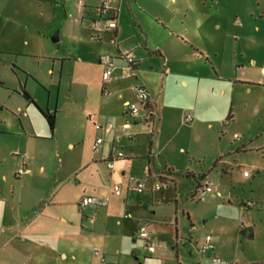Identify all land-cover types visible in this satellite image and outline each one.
<instances>
[{"label": "crops", "instance_id": "obj_1", "mask_svg": "<svg viewBox=\"0 0 264 264\" xmlns=\"http://www.w3.org/2000/svg\"><path fill=\"white\" fill-rule=\"evenodd\" d=\"M62 1L65 2L67 26L59 29L54 40L62 46L75 45V48L65 54L53 51L52 67L46 71L25 69L28 72L26 81L24 84L20 81L19 86L25 88L36 105L18 93L21 88L8 89L0 81V264H101V256L105 257L106 264H208L191 262L186 254H181L183 239L179 238L176 215L166 220L158 216L157 211L147 212L145 208L155 200L158 203L159 196H164L176 185L175 175L163 174L164 170L174 169L168 166L169 159L163 158L157 137L164 131H172L175 118L180 116L182 121L183 118L182 114L174 116L165 112V109H172V105L163 102L164 91L172 86L187 91L192 97L182 109L183 116L184 120L187 114L193 119L191 123L184 121L185 124L196 128L207 122V127L214 129L216 120H206L199 108L200 103L204 105L210 101L202 90L208 87L205 83H213L215 79L226 81V77L216 67H213L215 77L194 70H175L160 49L150 45L140 23L137 31L130 30L128 36L125 23L118 19L117 29L107 31L108 24L100 25L99 22L104 21L94 16L101 4L97 0H85L83 6L80 0ZM114 3L117 1L111 0L112 9L117 11L119 6H124L122 1L118 7ZM76 46L79 47L77 51ZM127 53H132L139 64L138 71L129 68L124 58ZM152 53L163 58L161 83H157L155 77L140 79L142 67ZM101 55L114 59V80L108 84L103 79ZM56 60L75 61L85 73L90 71L91 65L100 68L95 77L81 83V87H63L66 71L62 65L59 73L55 72ZM67 73L69 79L74 78L72 81L80 76L79 69L76 73L68 69ZM91 73L94 75L92 70ZM30 79L34 82L31 85ZM138 85L148 89L151 103L138 120L130 122L125 104L138 102L135 92ZM47 88L48 98L45 99L41 91ZM91 91L98 97L92 111L86 109ZM219 93L224 98L225 87ZM38 108L56 115L62 113L61 117L56 116L54 130L48 126L49 131L44 125ZM81 112L93 125V139L84 155L80 146L84 138L79 123ZM128 123L135 129L133 133L130 129L133 138L125 134ZM97 126L102 129L97 130ZM98 139H103V143L97 145ZM242 149L246 151L244 146ZM116 151L122 152L124 158L114 160ZM24 158H28L26 166L31 172L19 177L18 170L23 167ZM110 160L114 161L113 169L108 167ZM219 160L222 162L221 158ZM160 178L165 182L163 192L156 190ZM136 182L144 183L143 193L132 189ZM117 184L122 186L119 196L114 193ZM141 194L144 196L140 197ZM87 197L107 200L108 205L80 208L79 201ZM127 213L132 217L127 219ZM143 224L147 225L155 245V251H148V255L161 262H140L137 241L142 240L139 229ZM171 226L175 227L174 234L169 230ZM249 235L253 237L252 232ZM161 238L167 239L166 242L175 239V248L160 243ZM212 242L213 237L209 243L206 241L203 255L209 246L215 249Z\"/></svg>", "mask_w": 264, "mask_h": 264}, {"label": "rangeland", "instance_id": "obj_2", "mask_svg": "<svg viewBox=\"0 0 264 264\" xmlns=\"http://www.w3.org/2000/svg\"><path fill=\"white\" fill-rule=\"evenodd\" d=\"M115 1L116 7L119 1L124 4L119 6L118 20L125 23V34L128 36L130 30L136 32L140 23L150 45L157 46L175 70H194L215 77L216 67L227 79L205 83L208 87L202 90L210 101L200 103L199 108L206 120H216L214 129L208 128L207 122L196 128L185 124L182 109L192 97L187 91L175 86L164 91L163 102L172 105L165 112L182 114L183 118H175L172 131L157 137L163 158L169 159L168 166L174 169L176 185L145 210L157 211L166 220L178 217L177 230L183 239L180 251L191 262L215 264L214 257L223 263L264 262V0ZM64 5L62 0H0V81L8 89H20L19 83H25L28 70L46 71L52 67L53 51L65 54L74 50L75 45L62 46L54 40L59 29L67 26ZM84 24L88 26L89 22L85 20ZM99 24L106 26L108 22ZM74 62L56 60L55 72L59 73L62 65L66 71L63 87H81L100 68L91 65L85 73ZM162 65L160 54L148 55L140 79L155 77L161 83ZM68 69L75 73L79 69V78L69 79ZM33 83L30 79L29 84ZM222 87L227 93L224 98L219 93ZM48 90L41 91L45 99ZM88 94L86 109L92 111L98 97L93 91ZM81 115L84 138L80 146L84 155L93 139V125L87 115ZM56 116L61 117L62 113ZM228 117L233 118L227 121ZM42 121L50 131L43 118ZM219 158L222 162H218ZM245 171L249 177L244 175ZM188 172L209 173L202 184L219 191L221 196L200 192L194 198L196 181L185 177ZM242 228L249 231L242 235ZM169 230L175 233V227ZM248 232H252V239ZM207 236L210 240L213 237L211 245L215 249L209 246L203 255ZM159 241L175 248V239ZM137 245L140 262H161L152 260L144 241H137Z\"/></svg>", "mask_w": 264, "mask_h": 264}, {"label": "built area", "instance_id": "obj_3", "mask_svg": "<svg viewBox=\"0 0 264 264\" xmlns=\"http://www.w3.org/2000/svg\"><path fill=\"white\" fill-rule=\"evenodd\" d=\"M85 0H80V6L84 5ZM118 11L116 9H112L111 6V0H102L101 4L96 8V17L97 20L99 21H105L108 22V26L107 31H115L117 29V19H118ZM110 18V19H108ZM98 38V37H97ZM125 61L127 62L129 68H133L135 65H137L138 63L134 60V57L132 55V53H127L125 55ZM100 63L104 68V73H103V79L105 84H108L110 82H112L114 80L113 77V72H114V59L111 56L108 55H101L100 57ZM263 74H264V70H263ZM135 92L136 95L138 97V102H134V103H126L125 104V110L130 118V122H135L136 120H138L141 116V113L143 110H147V108L150 106L151 103V95L150 92L148 91V89L143 86V85H138L135 88ZM106 93L107 90H106ZM192 116L191 115H187L185 117V122L186 123H191L192 122ZM132 125L131 123H128L126 128V136L128 138H133V134L131 133L130 129H131ZM97 130H101L102 128L100 126L96 127ZM106 133L109 132V129L105 130ZM103 143V139H98L97 140V145H100ZM124 158V154L122 152H118L116 151L114 153V160L117 159H122ZM28 162V158H24L23 160V167L20 168L18 170V176L19 177H23L25 175L30 174V170L27 168L26 164ZM108 167L109 169H113L114 168V161H108ZM244 175L246 177L249 176L248 172H244ZM145 185L144 183L141 182H136L133 185V190L139 192V193H143L145 190ZM163 189L162 184L158 183L156 186V190L157 191H161ZM121 191H122V186L121 185H115L114 186V193L119 196L121 195ZM202 194H213L215 193L216 196L220 197L221 193L218 191H214L211 187L206 186L203 191L201 192ZM79 207L80 208H85L88 206H96V207H106L108 205V201L107 200H103L100 201L96 198H92V197H87V198H83L79 201ZM127 219L131 218L132 215L130 213H127L125 216ZM139 233H140V238L145 241V246L147 248V250L149 252H154L155 251V245L152 242L150 233L147 229V225L143 224L140 226L139 229ZM210 242V238H207V243ZM207 246L203 248V252H205ZM214 263L215 264H223V262H221L220 260L214 259ZM101 264H106V259L104 256H101Z\"/></svg>", "mask_w": 264, "mask_h": 264}, {"label": "trees", "instance_id": "obj_4", "mask_svg": "<svg viewBox=\"0 0 264 264\" xmlns=\"http://www.w3.org/2000/svg\"><path fill=\"white\" fill-rule=\"evenodd\" d=\"M94 16H97L96 13L94 14ZM110 19V18H108ZM138 68H139V64L135 65L133 68H132V71H138ZM19 94L22 95V97L26 100V101H29L30 103L36 105V103L32 100V98L30 97V95L26 92L25 88H21L20 92H18ZM39 109V108H38ZM40 111V114L43 116V118L45 119L46 123L48 124V126L50 127L51 130H54L55 128V122H56V113L55 112H45L41 109H39ZM216 165V164H215ZM164 175H168V176H172V175H175V172L173 170H164ZM209 173H200L198 176H195L193 173H186L185 174V177L188 178V179H193L194 181H196V192L195 194L197 193H200L203 191V189L206 187V185L204 186L202 183L206 182V179L208 177ZM197 177V179H196ZM160 184H162L163 186V189L159 192H163V190L165 189L164 186H165V182L163 180V178L161 179L160 178V181H159ZM245 206V204H242ZM240 234L242 235H245L246 234V230L244 228H242L240 230ZM250 239H252V235H249ZM203 250V249H202ZM204 252L202 251V254ZM223 264H230V263H223Z\"/></svg>", "mask_w": 264, "mask_h": 264}]
</instances>
